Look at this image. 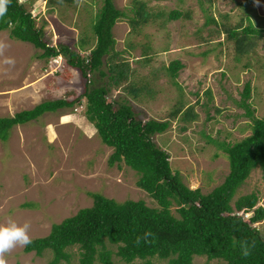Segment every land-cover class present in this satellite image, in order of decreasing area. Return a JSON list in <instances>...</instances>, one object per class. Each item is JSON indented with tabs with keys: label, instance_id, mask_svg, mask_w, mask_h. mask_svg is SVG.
<instances>
[{
	"label": "rangeland",
	"instance_id": "rangeland-1",
	"mask_svg": "<svg viewBox=\"0 0 264 264\" xmlns=\"http://www.w3.org/2000/svg\"><path fill=\"white\" fill-rule=\"evenodd\" d=\"M19 1L35 25L43 27L47 45H66L78 56H86L94 43L91 21L101 0H74L52 7L47 0ZM137 2L145 4L147 23L132 28L129 17ZM113 4L125 14L114 23L111 33L114 51L127 63L128 78L121 80L119 87L109 88L108 99L124 96L142 121H168L167 128L153 135L152 141L165 151L171 170L179 173L185 185L209 192L228 171L226 155L218 145L235 142L250 132V118L240 104L246 81L250 86L246 102L252 116H264V0H113ZM172 10L183 16L167 19ZM206 16L213 21L207 22ZM247 24L260 34L252 36V50L236 56L224 30ZM0 44L5 45L0 54L1 117L44 100L78 99L72 107L45 112L13 126L7 139L0 140V223L9 218L18 223L29 221L31 238L43 237L51 224L90 206V193L117 202L141 199L155 207L154 200L135 185V171L122 162L108 164L112 150L101 143L84 116L81 94L85 77L62 56L39 58V49L8 38L7 30L0 31ZM6 58L14 63H6ZM173 59L182 64L175 85L165 72ZM130 83L144 86L137 99H130L122 89ZM179 99L182 110L190 107L196 115L193 120L182 122L170 116ZM68 112L78 121L60 117ZM250 192L257 194V205H262L264 178L258 168L250 171L234 198ZM170 210L177 215L174 205ZM249 214L242 216L246 219ZM252 225L264 236V218ZM107 247L115 250L110 244ZM22 248L7 254V264H48L51 258L49 250L36 255ZM67 252L69 261L58 264L76 262L77 248L69 247ZM112 258L121 264L117 257ZM153 260L166 264L165 260ZM192 264L223 262L194 256Z\"/></svg>",
	"mask_w": 264,
	"mask_h": 264
},
{
	"label": "trees",
	"instance_id": "trees-1",
	"mask_svg": "<svg viewBox=\"0 0 264 264\" xmlns=\"http://www.w3.org/2000/svg\"><path fill=\"white\" fill-rule=\"evenodd\" d=\"M73 1L47 0V3L52 7ZM144 7L143 2L134 6L133 15L129 17L132 28L147 23ZM123 16L124 12L114 6L113 0H101L91 21L94 43L85 57L78 56L66 45H47L43 40V27L35 25L33 17L18 0H11L7 12L0 17V31L7 30L8 38L30 43L41 51L39 58L62 56L69 67L85 77L87 81L81 94L85 99L84 116L101 143L111 148L108 164L122 162L135 171V185L156 204L148 206L141 199L117 202L99 193H90V206L51 224L45 236L32 238V243L24 246L23 251L40 255L49 250L48 264L68 262L67 248L72 246L77 248L74 264H116L113 255L121 264H161L153 258L165 260L166 264H192L194 256L219 259L223 264H264V236L252 225L264 218V199L262 205H257L258 196L254 192L234 198L252 169L258 168L264 178V116H252L246 102L250 95L249 83L246 81L243 85L240 104L250 118V132L235 142L218 145L228 163L222 182L206 193L188 187L179 173L171 170L165 151L151 139L167 128L168 121H142L136 118L127 98L107 97L110 87L117 88L121 80L128 78L127 63L114 51L111 33L114 23ZM180 16H183L181 12L172 10L167 19ZM206 21L213 19L206 16ZM224 31L226 38L232 40L236 56L252 50V36L260 34L251 24ZM117 57L121 61L113 62ZM181 67V62L173 59L165 68L174 85ZM143 88L130 83L122 89L134 100ZM77 102V98L44 100L11 116H0V140L5 141L15 125ZM177 104L170 112L171 117H179L182 122L196 117L190 107L181 109V99ZM173 205L176 216L170 210ZM244 213H250L246 219L242 216ZM245 242L247 256L243 255ZM107 244L115 250L112 252Z\"/></svg>",
	"mask_w": 264,
	"mask_h": 264
},
{
	"label": "clouds",
	"instance_id": "clouds-1",
	"mask_svg": "<svg viewBox=\"0 0 264 264\" xmlns=\"http://www.w3.org/2000/svg\"><path fill=\"white\" fill-rule=\"evenodd\" d=\"M10 2L11 0H0V17H3L5 15ZM31 17L33 16L31 15ZM4 47L5 45L0 44V54H2ZM5 62L9 64L14 63V61L10 58H6ZM88 76L89 74H87V77ZM240 213L241 212H238V214ZM30 229L31 224L29 221L18 223L16 220L9 218L5 223H0V264H7L6 256L15 248L24 247L32 243V238L29 234ZM248 254L249 253L245 242L243 255L247 256Z\"/></svg>",
	"mask_w": 264,
	"mask_h": 264
},
{
	"label": "crops",
	"instance_id": "crops-1",
	"mask_svg": "<svg viewBox=\"0 0 264 264\" xmlns=\"http://www.w3.org/2000/svg\"><path fill=\"white\" fill-rule=\"evenodd\" d=\"M65 108H68V107H65ZM65 108H61V109H65ZM61 116H63V117H65L66 119H70V120H73V121H75V122H77L78 120H75L76 118H75V114H73V113H71V112H68V113H62V114H60V117ZM59 117V116H58ZM65 119V120H66ZM59 122L61 121V120H58ZM63 122V121H62Z\"/></svg>",
	"mask_w": 264,
	"mask_h": 264
}]
</instances>
